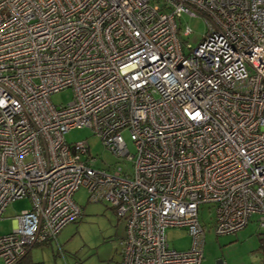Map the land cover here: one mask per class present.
<instances>
[{"label":"built area","instance_id":"2783aa9c","mask_svg":"<svg viewBox=\"0 0 264 264\" xmlns=\"http://www.w3.org/2000/svg\"><path fill=\"white\" fill-rule=\"evenodd\" d=\"M183 14L208 24L195 46ZM82 126L131 169L94 167L86 140L64 139ZM79 186L123 220L120 264H200L202 204L217 235L253 213L264 228V0H0V218L31 203L0 234V264L75 219Z\"/></svg>","mask_w":264,"mask_h":264},{"label":"rangeland","instance_id":"374dc122","mask_svg":"<svg viewBox=\"0 0 264 264\" xmlns=\"http://www.w3.org/2000/svg\"><path fill=\"white\" fill-rule=\"evenodd\" d=\"M179 25L191 29L181 38L195 46L207 32L208 24L201 16L183 14ZM50 101L62 105L72 98L71 88H63L51 93ZM67 143L73 144L86 140L88 150L94 160L92 165L105 168L107 165H120L131 169V161L119 160L102 140L87 126L72 127L64 134ZM128 151L135 150L129 132L122 133ZM87 190L79 186L73 193V199L80 207L77 217L61 227L56 237L47 244L34 245L27 254V261L17 264H120V239L124 235V222L111 205L104 200L91 201ZM31 206L27 197H20L9 202L0 218V234L9 233L15 225V217ZM213 207L202 204L198 217L204 225V241L200 264H264V228L257 224V214L253 213L246 225L227 234H215L213 229ZM168 245L177 250H186L192 242L191 235L182 227L165 228Z\"/></svg>","mask_w":264,"mask_h":264},{"label":"trees","instance_id":"16d2710c","mask_svg":"<svg viewBox=\"0 0 264 264\" xmlns=\"http://www.w3.org/2000/svg\"><path fill=\"white\" fill-rule=\"evenodd\" d=\"M48 241L46 242H42V243H39V244H36V245H42V244H47ZM262 246H264V241H262ZM28 254V253H27ZM27 254L18 262V263H21V262H24L26 259H27ZM28 260V259H27ZM26 260V261H27Z\"/></svg>","mask_w":264,"mask_h":264},{"label":"water","instance_id":"95a60500","mask_svg":"<svg viewBox=\"0 0 264 264\" xmlns=\"http://www.w3.org/2000/svg\"><path fill=\"white\" fill-rule=\"evenodd\" d=\"M219 261H221V260H217V264H218Z\"/></svg>","mask_w":264,"mask_h":264},{"label":"crops","instance_id":"0c3cea01","mask_svg":"<svg viewBox=\"0 0 264 264\" xmlns=\"http://www.w3.org/2000/svg\"><path fill=\"white\" fill-rule=\"evenodd\" d=\"M30 251V250H29Z\"/></svg>","mask_w":264,"mask_h":264}]
</instances>
